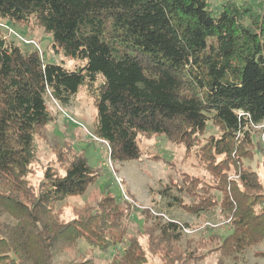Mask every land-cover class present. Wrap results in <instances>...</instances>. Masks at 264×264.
<instances>
[{"label":"trees","instance_id":"1","mask_svg":"<svg viewBox=\"0 0 264 264\" xmlns=\"http://www.w3.org/2000/svg\"><path fill=\"white\" fill-rule=\"evenodd\" d=\"M7 23L43 30L84 66L46 62L3 36ZM81 86L113 161L141 160L140 134L183 145L210 178L182 173L159 194L199 217L220 207L231 227L187 238L191 225L149 210L142 236L160 262L132 236L111 264H199L213 253L225 264L264 243V180L245 164L264 123V0H0V264H57L81 239L102 252L124 242L131 209L110 193L63 219L68 200L99 179L82 154L56 149L39 187L30 180L37 138L56 120L48 101L68 106ZM209 124L218 135L205 138Z\"/></svg>","mask_w":264,"mask_h":264},{"label":"rangeland","instance_id":"2","mask_svg":"<svg viewBox=\"0 0 264 264\" xmlns=\"http://www.w3.org/2000/svg\"><path fill=\"white\" fill-rule=\"evenodd\" d=\"M223 1L225 0H212V4L217 8ZM7 24L9 30H3V36L15 41L23 49H33L36 45H27L22 39L34 41L43 52L46 62L61 65L69 70L84 66L82 60L69 58L63 52H55L52 36L45 34L43 30ZM48 107L56 120L44 129L45 137L37 138L38 159L34 165V173L30 176L32 185L35 188L39 187L47 165L55 159V150L63 148L72 153L82 154L99 174L98 181L88 188L84 196L70 198L65 205L59 204L60 207L64 205L62 209L64 220H71L74 217L72 207L82 209L86 202L92 203L96 195L106 193L112 194L121 205H129L131 209L130 218L125 220L126 236L123 243L102 252L99 249H90L81 239L74 249L64 251L56 257L57 264H69L82 256L93 258L96 264H111L113 260L121 257L126 243L132 236H138L149 260L159 263L160 258L150 252L148 237L142 236L146 213L149 210L154 215L163 216L164 220L172 218L191 225V228L184 230L187 238L197 239L216 233L228 235L231 232L229 221L223 218L220 207L210 214L199 217L180 208L167 207V200L159 194L164 185L170 184L171 181H180L182 173L200 177L205 182L209 180L210 175L203 169L195 153H188L183 145L173 144L163 136L149 138L140 134L139 146L143 152L141 160L113 161L107 143L94 137L96 107L85 86L80 87L70 105L62 106L55 100H49ZM256 130L258 132L254 136V156L246 159L245 164L253 171H257L263 181L264 123L256 127ZM210 135H218L217 128L212 124H209L205 138ZM215 194L220 200L221 193ZM191 200L188 196L184 197L187 204L191 203ZM160 212L164 215L159 214ZM220 261L219 254L213 253L199 264H221ZM225 264H264V243L248 250L238 262L226 261Z\"/></svg>","mask_w":264,"mask_h":264},{"label":"built area","instance_id":"3","mask_svg":"<svg viewBox=\"0 0 264 264\" xmlns=\"http://www.w3.org/2000/svg\"><path fill=\"white\" fill-rule=\"evenodd\" d=\"M24 42H27L26 44H34V45H36V47H37V49L39 50V53H40V55L41 56H43V52L41 51V49L39 48V46L34 42V41H27V40H24V39H22ZM66 117H69V116H67L66 115ZM70 118V117H69ZM72 121H74L73 119H71ZM95 137V136H94ZM95 139L96 140H99L98 138H96L95 137ZM103 142H105V141H103ZM105 143H107V142H105ZM107 145H108V147H109V144L107 143ZM108 149H110V147L108 148ZM187 230V229H186Z\"/></svg>","mask_w":264,"mask_h":264}]
</instances>
